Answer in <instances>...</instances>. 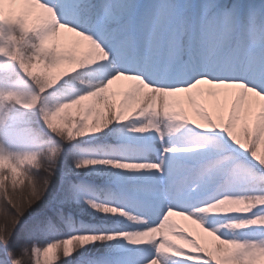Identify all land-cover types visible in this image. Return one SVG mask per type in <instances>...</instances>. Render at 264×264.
Listing matches in <instances>:
<instances>
[{
  "label": "trees",
  "instance_id": "obj_1",
  "mask_svg": "<svg viewBox=\"0 0 264 264\" xmlns=\"http://www.w3.org/2000/svg\"><path fill=\"white\" fill-rule=\"evenodd\" d=\"M30 4L5 15L8 30L0 33V264H33V249L53 235L73 238L98 225L108 232L118 222L108 219L116 192L107 181L119 135L101 78L88 69L95 49L73 29L56 55L46 19ZM57 100L65 104L56 112ZM5 128L14 140L7 155ZM99 157L103 165L90 169ZM57 256L54 264H106L96 246L68 260L60 245Z\"/></svg>",
  "mask_w": 264,
  "mask_h": 264
},
{
  "label": "snow or ice",
  "instance_id": "obj_2",
  "mask_svg": "<svg viewBox=\"0 0 264 264\" xmlns=\"http://www.w3.org/2000/svg\"><path fill=\"white\" fill-rule=\"evenodd\" d=\"M42 2L60 23L96 41L126 75L207 100L218 127L237 96L243 105L238 125L250 124L264 105V0ZM208 159L241 163L234 155Z\"/></svg>",
  "mask_w": 264,
  "mask_h": 264
},
{
  "label": "rangeland",
  "instance_id": "obj_3",
  "mask_svg": "<svg viewBox=\"0 0 264 264\" xmlns=\"http://www.w3.org/2000/svg\"><path fill=\"white\" fill-rule=\"evenodd\" d=\"M1 25L0 21V28ZM101 60L95 70L99 71L109 81L115 108L122 119V126L126 133L123 140L125 150L121 163H119L121 167H119L115 184L121 194L123 209L131 210L135 214H132V217L128 219L127 230L121 229L120 233H116L108 239L109 248L118 255L114 264H174L172 258L162 254L163 250H170L179 254L183 264H231V258L239 259L242 257L246 259L244 264H264V191L252 192L244 200L231 201L226 195L227 190L233 189V187H243L253 177L255 169L246 157V147H241V145L246 144V140L239 138L237 130L241 111L237 97L231 102V121L227 126L229 136L226 139L222 135L219 138H211L212 135L209 134V138L190 139L187 148L194 157L192 161L175 163L173 160L171 163L164 164L163 154L173 158L179 156V150L177 146L165 142L170 140L167 134L162 133V128L167 124L158 126L162 140L160 143H156L154 156L148 159L150 161L148 163L151 166L155 164L158 177L163 176L164 179L161 182L158 180L153 182V177L150 176L151 171L142 166L147 159L142 152L148 145L146 134L143 131L147 127V122L152 121L155 114L146 119L148 112L143 110L142 119L137 120V113L130 110V102L127 101L129 97L135 98L142 90L145 93L149 86L138 76L126 75L122 73L123 71L119 72L120 79L115 80L116 77L112 73L107 74L105 71L108 65L115 63L113 58L104 50ZM172 91H175L176 95L172 100L173 102L179 101L180 108L188 103L195 104V100L190 97L191 94L178 90ZM157 119L160 117L158 116ZM157 119L155 118L154 122ZM255 119H264V108L255 115ZM202 124L205 125V122L202 121ZM209 140H216L219 144H210L208 143ZM261 151L263 150L261 149ZM224 155H234L241 163L230 166L229 164H218L215 160L208 159V157L223 158ZM201 156L203 159H199ZM257 162L261 167L264 161ZM242 163L244 166L240 178L229 182L233 171ZM199 167L202 168L208 185L206 190L210 191V194L205 196L204 189L198 191L202 197L196 207L202 208L206 212V215L198 222L196 221L197 218L190 215L189 209L181 208V205L178 204L181 197L187 196L186 199L193 201L196 196L195 186L191 182L182 181L179 182V185L167 189L166 183L172 177V169H176L177 173L184 175ZM158 194L173 197L174 207L180 210L177 216L170 217L175 220L172 222V230L176 233L173 235L174 240L172 241L174 242L171 244H166L158 236H156L157 239L154 243L151 241L152 239L147 238L151 232H155L157 235L163 234V237L168 236L165 230V219H168L167 212L165 210L162 212L158 210L157 212L150 208L152 203H157L154 196H158ZM17 205L14 208L20 206ZM180 214L184 219V225L179 229L177 227L179 222L176 219L180 217ZM234 216L240 218V226L236 229L231 225L227 226L230 238L228 244L230 258H223L216 249H213L211 244V226L215 219ZM95 239L96 237L84 236L73 245L69 244L70 242L67 240L64 256L68 257L77 249L84 252L85 247L93 245ZM181 240L184 241L185 252L180 251L176 245ZM85 243L86 246L82 247V244ZM47 246V249L41 253L35 251L34 264H54L58 261L57 247ZM13 261L16 262V259Z\"/></svg>",
  "mask_w": 264,
  "mask_h": 264
},
{
  "label": "bare ground",
  "instance_id": "obj_4",
  "mask_svg": "<svg viewBox=\"0 0 264 264\" xmlns=\"http://www.w3.org/2000/svg\"><path fill=\"white\" fill-rule=\"evenodd\" d=\"M121 65L118 63L116 65L112 64L108 66L105 71L107 73H112L117 75ZM118 79V76L115 78ZM146 93L138 94L135 98H131L127 101H131L132 107L130 110L137 112V120L142 119L143 110L148 112L146 119H148L152 113L157 114L160 117V122L165 125L162 128V133L167 134L170 140H166L165 142L171 145H175L178 148L177 157H171L167 154L164 155V164L171 163L173 160L176 162L181 161H192L194 157L188 151V145L190 139H198V138H209V134H211V138H219L222 135L225 139L229 136V131L227 130V126L230 119V112L227 121H223L220 123V126H217V121L212 119L209 114V102L203 98L195 97L191 95V98L195 100V104L188 103L186 106L180 108V102H173L174 92L172 90L168 92V95L165 94L164 90L154 87H149ZM216 107L218 109H222V105L217 104ZM155 115H153L154 118ZM202 121L205 122V125L202 124ZM210 121V123H209ZM208 123V124H207ZM200 125L201 127H197ZM146 134V142L148 143L145 146L144 151L142 152L146 155L147 159L142 164L143 168L151 171V177H153V182L163 181V176L158 177L157 166L150 165L148 159L154 156V148L157 145L156 143H160L162 140L161 134L157 130V126L152 124L151 121L147 122V127L143 131ZM175 143H174V142ZM157 157V156H156ZM158 158V157H157ZM199 159H203L202 156ZM244 164L242 163L238 168L233 171L232 176L229 179V182L236 181L242 175ZM172 177L166 183L167 189L173 188L174 185H179V182L186 181L191 182L195 186V194L192 202L189 199L182 198L180 200L181 208L189 209L191 211L190 215L194 218H197L196 221H201L202 217H204L205 211L201 208H197V203L201 200V195L198 191L200 189H204L205 196L210 194V191L206 190L207 181L202 173V168L193 169L188 174H179L176 169L171 170ZM179 176V177H178ZM178 177V178H177ZM156 200L160 202V209H163L167 212L168 219H165V230L167 232V237H163V234L157 235L155 232H151L147 238L152 239L151 241L154 243L157 239L156 236L160 237L166 244H171L172 240H174V236L176 233L173 232L172 222L175 220L171 219V216H177L180 212L179 208L174 207V199L171 196H165L164 194H158V196H154ZM198 199V201H197ZM193 204V206H192ZM154 207V204H151V208ZM155 209L159 210L156 206ZM179 222L177 226L179 229L184 225V219L180 214V217L176 219ZM195 221V222H196ZM181 242V243H180ZM177 242L176 244L180 251L185 252V248L183 247L184 241ZM162 254L166 255L168 258L173 259L174 264H183L181 256L174 251L163 250Z\"/></svg>",
  "mask_w": 264,
  "mask_h": 264
}]
</instances>
